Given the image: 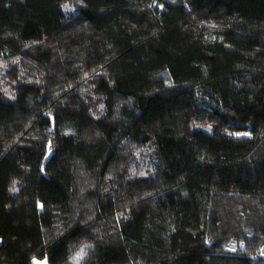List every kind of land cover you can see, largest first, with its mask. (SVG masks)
<instances>
[{"label":"trees","instance_id":"16d2710c","mask_svg":"<svg viewBox=\"0 0 264 264\" xmlns=\"http://www.w3.org/2000/svg\"><path fill=\"white\" fill-rule=\"evenodd\" d=\"M81 249L264 264V0H0V264Z\"/></svg>","mask_w":264,"mask_h":264},{"label":"snow or ice","instance_id":"6c2138e0","mask_svg":"<svg viewBox=\"0 0 264 264\" xmlns=\"http://www.w3.org/2000/svg\"><path fill=\"white\" fill-rule=\"evenodd\" d=\"M238 135H239V134H238ZM245 135H247V134H245ZM232 250L235 251V247H233ZM83 254H84V250L81 249L80 253H79L78 256L75 258V259H77V264H78L79 258H82ZM261 254L264 255V252H262ZM36 264H47V261H46V259H45V261H43V262L37 261Z\"/></svg>","mask_w":264,"mask_h":264},{"label":"rangeland","instance_id":"374dc122","mask_svg":"<svg viewBox=\"0 0 264 264\" xmlns=\"http://www.w3.org/2000/svg\"><path fill=\"white\" fill-rule=\"evenodd\" d=\"M45 259H46V261H47V264H50V263L48 262L47 258H35V259L33 260V261H34L33 264H36L37 261L43 262V261H45Z\"/></svg>","mask_w":264,"mask_h":264}]
</instances>
